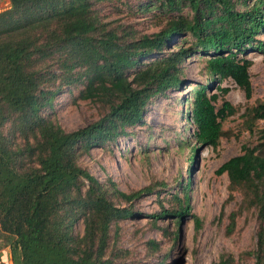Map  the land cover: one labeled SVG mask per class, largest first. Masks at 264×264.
Returning a JSON list of instances; mask_svg holds the SVG:
<instances>
[{"label": "trees", "instance_id": "obj_1", "mask_svg": "<svg viewBox=\"0 0 264 264\" xmlns=\"http://www.w3.org/2000/svg\"><path fill=\"white\" fill-rule=\"evenodd\" d=\"M0 11V238L13 264H140L118 248L112 228L140 213L133 205L152 188L129 193L98 181L77 164L94 147L115 144L143 124L148 105L179 90L181 63L206 56L212 80L229 79L250 98L244 57L264 56V0H7ZM104 7L125 18L104 19ZM156 19L155 31L137 29L139 18ZM262 35L263 39H258ZM150 57H154L149 59ZM198 86L181 114L194 127L198 144L215 147L221 122L234 113L218 94ZM76 91L97 117L66 132L51 118L54 97ZM224 95L228 88H219ZM264 119V105L247 110L249 125ZM264 144V130L261 131ZM191 162L196 148L189 150ZM190 172V167L188 169ZM187 172V173H188ZM226 174L228 191L253 209L257 229L252 264H264V154L241 147L217 174ZM174 197L177 209L149 215L153 223L170 216L179 225L188 198ZM237 212L228 215L227 233ZM82 226L78 234L76 226ZM154 225V224H153ZM196 232L200 222L193 217ZM146 257L157 245L148 243ZM154 264H162L156 258ZM218 264H232L220 255Z\"/></svg>", "mask_w": 264, "mask_h": 264}, {"label": "rangeland", "instance_id": "obj_2", "mask_svg": "<svg viewBox=\"0 0 264 264\" xmlns=\"http://www.w3.org/2000/svg\"><path fill=\"white\" fill-rule=\"evenodd\" d=\"M6 1L0 0V11L8 7L4 5ZM100 15L107 20L124 19L126 12L122 8L115 11L104 7ZM139 19L138 30L155 31L156 19L150 15ZM244 57L251 61L249 99L229 79L212 80L205 69L206 56L194 54L179 67L184 84L179 90L168 91L153 100L143 114L141 126L131 129V134L117 139L115 144L94 147L77 160L98 181L109 180L120 192L152 188L133 205L140 216L117 223L111 231L116 246L128 251L140 264H154L156 258H163L162 264H218L220 255L230 257L232 264H252L249 253L255 245V211L243 209L242 195L233 191L230 196L226 174H217L225 161L241 153L242 146L257 148V153L264 154L261 140L264 119L250 125L247 121V110L264 105V56L250 50ZM201 85L210 86L207 94H218L216 107L224 99L235 110L221 122V136L215 147L198 144L193 136L194 127L181 114L185 107L189 110V103L184 107L182 102L185 99L190 102L193 91ZM219 88L228 91L222 95ZM76 94V91L57 94L49 111L50 118L66 132L84 127L98 114L93 105L78 99ZM192 147L196 153L191 162ZM186 183L188 212L181 223L175 224L170 216L153 223L149 215L177 209L178 203L173 198L182 199ZM231 212L237 215L233 230L227 233ZM193 217L200 222L196 232ZM76 231L82 233L80 223ZM150 241L157 245V250L148 258Z\"/></svg>", "mask_w": 264, "mask_h": 264}, {"label": "crops", "instance_id": "obj_3", "mask_svg": "<svg viewBox=\"0 0 264 264\" xmlns=\"http://www.w3.org/2000/svg\"><path fill=\"white\" fill-rule=\"evenodd\" d=\"M4 5L8 6V2L6 1ZM0 264H13L11 259V254L8 246H6L2 239L0 238Z\"/></svg>", "mask_w": 264, "mask_h": 264}]
</instances>
